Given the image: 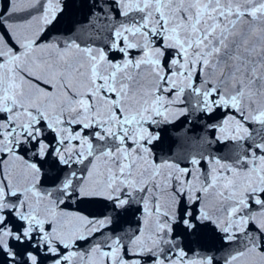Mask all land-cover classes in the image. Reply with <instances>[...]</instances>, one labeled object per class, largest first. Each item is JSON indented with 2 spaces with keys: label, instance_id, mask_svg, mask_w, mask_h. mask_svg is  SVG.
I'll return each instance as SVG.
<instances>
[{
  "label": "snow or ice",
  "instance_id": "1",
  "mask_svg": "<svg viewBox=\"0 0 264 264\" xmlns=\"http://www.w3.org/2000/svg\"><path fill=\"white\" fill-rule=\"evenodd\" d=\"M0 264H264V0H0Z\"/></svg>",
  "mask_w": 264,
  "mask_h": 264
},
{
  "label": "water",
  "instance_id": "2",
  "mask_svg": "<svg viewBox=\"0 0 264 264\" xmlns=\"http://www.w3.org/2000/svg\"><path fill=\"white\" fill-rule=\"evenodd\" d=\"M75 18H82V14L79 12L75 13ZM66 27V25H61V28ZM202 127L193 123L187 126L184 125L183 120L177 121L174 127L170 128V136L172 138H179L181 142L186 145L188 151H193V147L196 144L199 134L202 131ZM167 147V144L165 145Z\"/></svg>",
  "mask_w": 264,
  "mask_h": 264
}]
</instances>
